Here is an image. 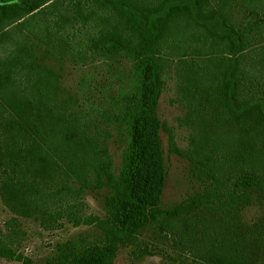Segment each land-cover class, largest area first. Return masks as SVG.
Wrapping results in <instances>:
<instances>
[{
  "label": "trees",
  "instance_id": "trees-1",
  "mask_svg": "<svg viewBox=\"0 0 264 264\" xmlns=\"http://www.w3.org/2000/svg\"><path fill=\"white\" fill-rule=\"evenodd\" d=\"M262 1L237 19L233 0H0V45L11 44L0 56L2 200L12 220L68 219L102 234L58 243L46 264H110L146 230L197 264H264V218L243 219L247 206L264 205ZM53 51L119 76L116 90L102 85L94 115L68 93L63 68L41 62ZM172 72L187 108L180 124L191 128L186 148L157 111ZM161 129L200 183L170 207L160 201ZM86 191L103 192L105 216L82 214ZM14 245L0 235V256L20 259Z\"/></svg>",
  "mask_w": 264,
  "mask_h": 264
},
{
  "label": "rangeland",
  "instance_id": "rangeland-1",
  "mask_svg": "<svg viewBox=\"0 0 264 264\" xmlns=\"http://www.w3.org/2000/svg\"><path fill=\"white\" fill-rule=\"evenodd\" d=\"M259 1V0H258ZM233 17L242 19L252 6L249 0H233L229 5ZM260 13L264 14V1L257 3ZM11 46L10 42L0 45V56L5 53V48ZM52 56L46 55L41 61L43 64L53 68H63V84L68 93L79 98V104L94 115L90 106H97L102 101V85L111 82L112 88L117 89L120 84L119 76L113 74L107 65L98 62V66L76 64L70 57L60 55L53 51ZM95 76L97 82L84 85L82 76ZM123 76H120V79ZM178 94L177 78L175 73L166 76V84L158 99V115L161 120L166 121L175 128V139L177 143L186 148L190 144L191 128L188 124H180L179 119L184 117L187 110L185 101ZM159 135L162 138L164 149L165 173L164 185L160 195L162 207H170L179 202L185 195L200 186V183L189 171V160L186 157L169 151L168 133L161 129ZM116 163H120L121 150L113 147ZM103 192L86 191L82 195V214H95L105 216ZM4 204L0 193V235L10 238L15 242V249L21 254L20 259H12L0 256V264H46L47 260L55 254L58 243L69 239L90 242L102 241L101 231L94 225L81 223L74 225L68 219L61 224L45 227L39 215L17 216ZM264 218V205L258 203L247 206L243 212V219L247 224L261 222ZM186 252V251H185ZM192 253L181 252L180 246L172 240L161 242L157 234L149 230L143 232L137 244L120 247L110 264H197L193 261Z\"/></svg>",
  "mask_w": 264,
  "mask_h": 264
}]
</instances>
